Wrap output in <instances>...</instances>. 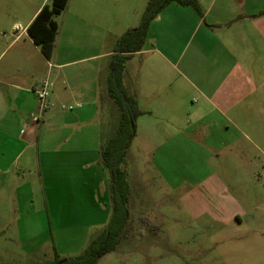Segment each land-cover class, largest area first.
<instances>
[{
    "label": "crops",
    "instance_id": "1",
    "mask_svg": "<svg viewBox=\"0 0 264 264\" xmlns=\"http://www.w3.org/2000/svg\"><path fill=\"white\" fill-rule=\"evenodd\" d=\"M49 1L41 0L25 23L11 25L16 29L9 45L23 37L32 41L26 28ZM195 1L197 8L166 4L150 22L141 50L125 63V88L142 111L135 123L143 121L145 138L159 139L157 149L174 151L182 135L175 125L186 109L188 130L199 138L195 146L201 148L203 139L204 148L217 149L234 134L244 139L247 153L253 149L264 156V0ZM134 4L68 0L56 15L63 13L62 25L54 17L50 58L33 43L47 65L44 78L22 53L14 55L16 65L12 58L0 67V248L33 245L40 191L53 233L57 213L101 221L111 214L107 174L99 162L106 127L99 117L101 68L105 57L109 68L112 44L136 27L127 18L128 11L135 15ZM45 79L52 82L50 105L34 122L30 115L39 112L34 90Z\"/></svg>",
    "mask_w": 264,
    "mask_h": 264
},
{
    "label": "rangeland",
    "instance_id": "2",
    "mask_svg": "<svg viewBox=\"0 0 264 264\" xmlns=\"http://www.w3.org/2000/svg\"><path fill=\"white\" fill-rule=\"evenodd\" d=\"M40 1L0 0V67L12 58L16 65L14 55L22 53L30 58L32 68L39 67L37 77H45L47 65L40 60L39 47L25 37L9 45L16 29L11 25L25 23ZM134 1L137 11L135 15L128 11L127 18L137 26L147 0ZM63 17V13L56 16L61 25ZM109 46L110 42H104L105 49ZM108 60L105 57L102 61L100 78L104 94L99 117L106 126L102 131L104 142L115 133L119 119V109L107 91ZM20 62L23 65L26 60ZM186 103L185 108L191 100ZM184 112L175 125L182 135L181 145L174 151L157 149L159 139L145 138L143 121L135 123L122 164L129 185L126 237L96 264H264V156L253 149L247 153L244 139L234 134L217 149L204 148L203 139L201 148L195 146L198 134L193 136L188 130L190 117L186 109ZM109 120L114 121L112 127ZM165 141L171 144L172 140ZM103 168L109 184L108 170ZM39 195L34 202V209L39 210L34 214L38 234L33 245L1 247L0 254L6 260L0 263L52 261L55 252L60 257H74L109 220L110 214L101 221L70 219L67 213H57L53 233L41 191Z\"/></svg>",
    "mask_w": 264,
    "mask_h": 264
},
{
    "label": "trees",
    "instance_id": "3",
    "mask_svg": "<svg viewBox=\"0 0 264 264\" xmlns=\"http://www.w3.org/2000/svg\"><path fill=\"white\" fill-rule=\"evenodd\" d=\"M172 1L197 8L195 0H148L139 24L124 31L112 50L107 91L119 109V119L115 133L99 148V162L108 170L111 214L107 224L78 255L68 258L56 255L52 261L32 264H57L63 259L60 264H96L103 255L114 250L118 242L126 237L130 218L129 185L122 164L134 136L135 120L142 111L138 107L136 97L125 88L123 82L125 63L134 53L141 50L150 22ZM67 2L68 0H50V4H44L26 28L28 36L46 59L51 56L57 32L54 17L66 8Z\"/></svg>",
    "mask_w": 264,
    "mask_h": 264
},
{
    "label": "built area",
    "instance_id": "4",
    "mask_svg": "<svg viewBox=\"0 0 264 264\" xmlns=\"http://www.w3.org/2000/svg\"><path fill=\"white\" fill-rule=\"evenodd\" d=\"M51 83L48 79L42 81L40 86L34 90L38 102V113H32L30 118L34 122H39L41 114L49 107V94H50ZM71 109L72 107L69 106Z\"/></svg>",
    "mask_w": 264,
    "mask_h": 264
},
{
    "label": "water",
    "instance_id": "5",
    "mask_svg": "<svg viewBox=\"0 0 264 264\" xmlns=\"http://www.w3.org/2000/svg\"><path fill=\"white\" fill-rule=\"evenodd\" d=\"M64 261V259L63 260H61V261H59L57 264H60V263H62Z\"/></svg>",
    "mask_w": 264,
    "mask_h": 264
}]
</instances>
